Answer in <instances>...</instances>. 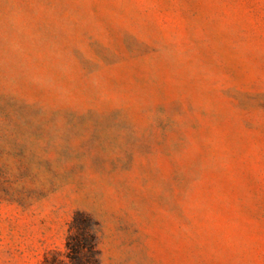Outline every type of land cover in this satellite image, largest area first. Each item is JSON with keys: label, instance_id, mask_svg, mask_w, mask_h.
Instances as JSON below:
<instances>
[{"label": "rangeland", "instance_id": "374dc122", "mask_svg": "<svg viewBox=\"0 0 264 264\" xmlns=\"http://www.w3.org/2000/svg\"><path fill=\"white\" fill-rule=\"evenodd\" d=\"M0 264H264V0H0Z\"/></svg>", "mask_w": 264, "mask_h": 264}]
</instances>
